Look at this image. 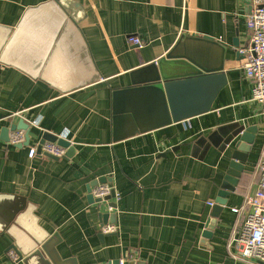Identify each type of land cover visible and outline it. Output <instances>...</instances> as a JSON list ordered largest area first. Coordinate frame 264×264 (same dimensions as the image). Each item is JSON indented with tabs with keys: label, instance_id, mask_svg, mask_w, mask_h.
<instances>
[{
	"label": "crops",
	"instance_id": "crops-1",
	"mask_svg": "<svg viewBox=\"0 0 264 264\" xmlns=\"http://www.w3.org/2000/svg\"><path fill=\"white\" fill-rule=\"evenodd\" d=\"M249 1L0 0V264H42L28 257L51 236L63 264H261L235 247L264 160V103L242 52ZM177 46L201 73L164 85L162 114L143 87ZM21 119L30 142L13 145L7 128ZM248 127L257 133L245 171L221 198ZM45 133L73 149L29 157ZM97 181L95 198L99 184L113 187L101 203L88 199Z\"/></svg>",
	"mask_w": 264,
	"mask_h": 264
},
{
	"label": "built area",
	"instance_id": "built-area-1",
	"mask_svg": "<svg viewBox=\"0 0 264 264\" xmlns=\"http://www.w3.org/2000/svg\"><path fill=\"white\" fill-rule=\"evenodd\" d=\"M247 25L251 32L248 48L242 50L247 55L244 65L246 75L254 82V96L264 103V0H251V10L248 15ZM131 44L142 47L144 42L137 35L129 36ZM26 141V130L16 129L10 133L9 142L13 145H20ZM40 146V153L38 147ZM66 148L57 141H39L29 149V157L56 156L62 157ZM112 186L106 183L99 184L94 188V195L101 200L111 194ZM212 204V202H210ZM250 207L246 215L241 234L236 240L239 250V257L243 259H255L258 263L264 264V160L260 164V172L256 191L252 195L245 196L244 206ZM243 206V207H244ZM112 207V206H110ZM238 212L240 209L234 208ZM105 232L115 230L114 224H107L103 227ZM10 257L18 259V255L11 251ZM118 264H125L121 259Z\"/></svg>",
	"mask_w": 264,
	"mask_h": 264
},
{
	"label": "water",
	"instance_id": "water-1",
	"mask_svg": "<svg viewBox=\"0 0 264 264\" xmlns=\"http://www.w3.org/2000/svg\"><path fill=\"white\" fill-rule=\"evenodd\" d=\"M251 1V0H250ZM249 1V2H250ZM73 8V7H72ZM76 8V7H75ZM208 39H212L211 37H206ZM236 46H239V42L236 40L234 43ZM169 61L162 63L159 66V71L153 69V73L148 81H152L148 85H146L144 90L155 93L158 98V104L161 109L162 114H168L167 111V103L165 98V91H164V85L168 84L173 80L174 78L178 77H185L190 74H197L201 73V63L197 61L195 56H192L191 54L186 53L185 49L183 47L177 46L172 53L169 55ZM165 81V82H164ZM167 87V86H166ZM117 102L118 98L116 99ZM117 106L115 108V112H121V109ZM132 114L129 113L131 119L134 118L138 125L141 124L138 120L136 113L134 111H131ZM16 129H25L26 130V141L23 144H20V146L27 145L30 142V131L31 127L28 123L24 121V119H21L18 124L13 125L12 127L7 128V133L10 132V130H16ZM257 129L255 127H248L246 128L237 141L234 144V150L231 155V160L229 162L226 174L224 176V180L221 184V191L219 192V196L221 198H225L227 195H230L233 191L236 190L237 185L239 184L240 179L242 178V175L245 171V164L248 160L249 153L252 150V146L255 143ZM45 140H51V141H57L60 145L67 148V152L73 149V146L71 143L62 138L58 137L55 134L52 133H45L43 135V138L41 139V143H43ZM38 152L40 153V146L38 147ZM49 157H56L52 155H48ZM103 179H99L101 182ZM96 183L91 184L89 187V201L90 202H99L101 203V198H95L92 194V186L97 184ZM103 182V181H102ZM111 198L110 197H107ZM223 204V202H220ZM219 207L222 205H218ZM220 209H215V211L212 213V216L216 217L219 215ZM101 217L104 218V222L106 223L108 219L110 218L111 221L115 220V215L110 213H101ZM114 218V219H113ZM215 220L210 219L209 223L206 226V230L204 231V237L211 238L212 237V229L215 225ZM56 239L54 236L49 237L46 241H44L41 244V250L35 251L31 256L28 257V259H32L33 257L36 259H39L42 264H63L61 263V258L59 257V254L56 250ZM10 249L16 250L18 254V261L23 258L22 252L18 249L17 245H12ZM44 252V256L42 254ZM119 261H115L114 263H108V264H118Z\"/></svg>",
	"mask_w": 264,
	"mask_h": 264
},
{
	"label": "rangeland",
	"instance_id": "rangeland-1",
	"mask_svg": "<svg viewBox=\"0 0 264 264\" xmlns=\"http://www.w3.org/2000/svg\"><path fill=\"white\" fill-rule=\"evenodd\" d=\"M235 247H236L237 253L239 254V250H238V248H237V245H235Z\"/></svg>",
	"mask_w": 264,
	"mask_h": 264
}]
</instances>
